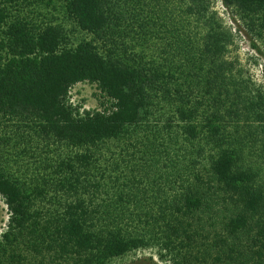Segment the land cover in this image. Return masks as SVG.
Returning <instances> with one entry per match:
<instances>
[{
  "label": "trees",
  "instance_id": "16d2710c",
  "mask_svg": "<svg viewBox=\"0 0 264 264\" xmlns=\"http://www.w3.org/2000/svg\"><path fill=\"white\" fill-rule=\"evenodd\" d=\"M211 2L0 0V264L150 248L264 264V169L247 162L264 160V92ZM56 3L71 30L42 14ZM221 3L264 41V0ZM80 83L100 110L69 102Z\"/></svg>",
  "mask_w": 264,
  "mask_h": 264
},
{
  "label": "rangeland",
  "instance_id": "374dc122",
  "mask_svg": "<svg viewBox=\"0 0 264 264\" xmlns=\"http://www.w3.org/2000/svg\"><path fill=\"white\" fill-rule=\"evenodd\" d=\"M212 9L221 18L225 27L231 31L233 35V44L229 47L227 54L228 59L234 61L236 67L242 71V75L245 79L255 84L264 92V41L262 38L256 36L255 32L250 31L249 28L242 22L236 13L231 10L225 9L222 6L221 0H212ZM59 4L48 7V9H41L43 15L48 16L55 22L64 23L68 30L72 29V26L64 20L62 11L61 13L57 9ZM50 14V15H49ZM86 34L82 32H75L74 39L79 41L81 38H85ZM256 46V49L254 46ZM103 101L101 94L95 85L88 83H80L72 87L69 91V102L73 106L81 107V110H100L99 102ZM166 118V117H165ZM164 118V119H165ZM164 123L161 124V126ZM116 154L120 151L119 148H113ZM69 152V150H65ZM253 151H256L253 154ZM248 154L247 162H251L254 165H258L262 170L264 169V160H261L260 150L254 149ZM9 219V213L7 207L0 197V238L2 234L7 230V222ZM111 264H172L168 260H161L159 257L158 249L150 248L144 250H138L127 254L124 257L115 259Z\"/></svg>",
  "mask_w": 264,
  "mask_h": 264
}]
</instances>
